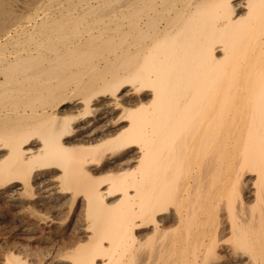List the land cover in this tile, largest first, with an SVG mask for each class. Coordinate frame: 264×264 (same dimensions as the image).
I'll use <instances>...</instances> for the list:
<instances>
[{
	"label": "bare ground",
	"instance_id": "bare-ground-1",
	"mask_svg": "<svg viewBox=\"0 0 264 264\" xmlns=\"http://www.w3.org/2000/svg\"><path fill=\"white\" fill-rule=\"evenodd\" d=\"M0 236V264H264V0H0Z\"/></svg>",
	"mask_w": 264,
	"mask_h": 264
},
{
	"label": "rangeland",
	"instance_id": "rangeland-1",
	"mask_svg": "<svg viewBox=\"0 0 264 264\" xmlns=\"http://www.w3.org/2000/svg\"><path fill=\"white\" fill-rule=\"evenodd\" d=\"M1 238H2V237L0 236V241L2 240V241L0 242V246H2V244H3V239H1ZM8 239H9V238H8ZM9 241H10V240H9ZM9 241H8V242H9ZM34 246H35V244H34Z\"/></svg>",
	"mask_w": 264,
	"mask_h": 264
}]
</instances>
